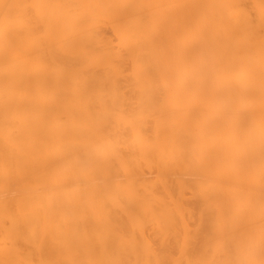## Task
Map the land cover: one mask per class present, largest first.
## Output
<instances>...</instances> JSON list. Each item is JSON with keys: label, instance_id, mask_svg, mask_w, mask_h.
<instances>
[{"label": "bare ground", "instance_id": "obj_1", "mask_svg": "<svg viewBox=\"0 0 264 264\" xmlns=\"http://www.w3.org/2000/svg\"><path fill=\"white\" fill-rule=\"evenodd\" d=\"M0 264H264V0H0Z\"/></svg>", "mask_w": 264, "mask_h": 264}]
</instances>
